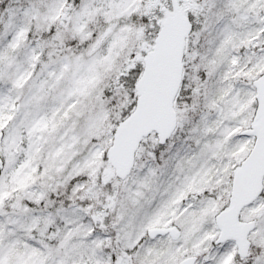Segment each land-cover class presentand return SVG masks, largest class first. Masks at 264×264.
Instances as JSON below:
<instances>
[{
    "label": "snow or ice",
    "instance_id": "1",
    "mask_svg": "<svg viewBox=\"0 0 264 264\" xmlns=\"http://www.w3.org/2000/svg\"><path fill=\"white\" fill-rule=\"evenodd\" d=\"M0 264H264V0H0Z\"/></svg>",
    "mask_w": 264,
    "mask_h": 264
}]
</instances>
